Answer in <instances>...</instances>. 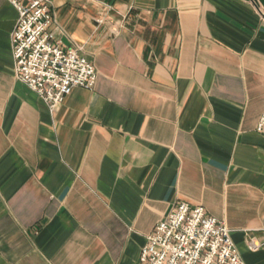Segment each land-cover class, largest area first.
<instances>
[{"label": "crops", "instance_id": "0c3cea01", "mask_svg": "<svg viewBox=\"0 0 264 264\" xmlns=\"http://www.w3.org/2000/svg\"><path fill=\"white\" fill-rule=\"evenodd\" d=\"M49 2L96 78L49 111L14 77L0 0V264H138L176 201L264 264V0Z\"/></svg>", "mask_w": 264, "mask_h": 264}, {"label": "built area", "instance_id": "2783aa9c", "mask_svg": "<svg viewBox=\"0 0 264 264\" xmlns=\"http://www.w3.org/2000/svg\"><path fill=\"white\" fill-rule=\"evenodd\" d=\"M17 11L10 33L14 77L54 111L73 87L92 89L96 73L75 47L54 37L49 0H7ZM255 131L264 136V111ZM249 250L259 243L246 242ZM138 264H244L228 228L202 206L176 201L145 236Z\"/></svg>", "mask_w": 264, "mask_h": 264}]
</instances>
